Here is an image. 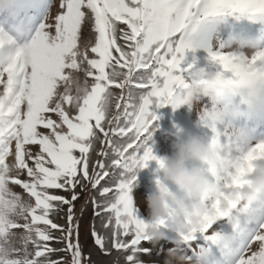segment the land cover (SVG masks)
<instances>
[{
    "label": "snow or ice",
    "instance_id": "obj_1",
    "mask_svg": "<svg viewBox=\"0 0 264 264\" xmlns=\"http://www.w3.org/2000/svg\"><path fill=\"white\" fill-rule=\"evenodd\" d=\"M198 103L216 158L192 166L218 190L191 201L168 186L186 214L166 203L164 218L146 222L133 189L165 160L150 145L157 109ZM259 167L264 0H0V264H102L84 251L89 238L102 256L118 254L113 264L169 250L187 264H264ZM89 191L82 242L75 206ZM150 228L174 232L172 247H145L157 244Z\"/></svg>",
    "mask_w": 264,
    "mask_h": 264
},
{
    "label": "clouds",
    "instance_id": "obj_2",
    "mask_svg": "<svg viewBox=\"0 0 264 264\" xmlns=\"http://www.w3.org/2000/svg\"><path fill=\"white\" fill-rule=\"evenodd\" d=\"M172 155L165 157L160 173L167 182L184 190L186 200L202 201L205 197L217 191V185L209 180L198 166H189L190 162L199 161L200 164L213 165L215 163V150L210 148L203 136L192 135L182 142H174L171 145ZM259 175L252 183L253 192L264 191V167L257 169ZM251 197L245 196V200ZM149 216L152 220L164 218L167 215L166 203L176 207L178 213L183 216L187 209L184 201L169 192L168 184H156V190L148 195L144 201ZM179 223V221H178ZM149 240L154 244L165 238V234L159 229H148ZM229 243H232L229 240ZM164 264H187L185 254L179 251L169 250Z\"/></svg>",
    "mask_w": 264,
    "mask_h": 264
},
{
    "label": "rangeland",
    "instance_id": "obj_3",
    "mask_svg": "<svg viewBox=\"0 0 264 264\" xmlns=\"http://www.w3.org/2000/svg\"><path fill=\"white\" fill-rule=\"evenodd\" d=\"M89 29L85 28L84 35L85 37L88 36ZM118 91V90H117ZM202 105L196 104L194 106V110L190 111L187 106H181L180 108H177L173 110L171 106H166L164 108L157 109V115L162 121H165L166 127L169 132H163L161 131L158 136L153 135V142H150V145L153 148V152L158 157H169L172 155V148L171 145L174 142H180L183 140L188 139L190 136L193 135V130L195 128V125L197 123V115L196 110H198ZM178 119H183V121L186 123L185 126L182 125V123ZM170 126V128H169ZM177 129L180 130L178 135H181L183 132L184 134L179 139L178 137L174 136L177 134ZM97 147H99L97 145ZM93 160H95L96 156L95 153L92 154ZM190 166V163H189ZM157 165L155 161H151L148 165V167L142 169L137 176V185L133 189V197L134 200L137 201L139 204L138 208V215L140 218L144 219L146 222H150L151 217L149 216L148 208L146 203H144L146 197L156 190V179L158 176L162 177L161 173H157L155 171ZM170 190L175 191L176 186L171 184L170 182H167ZM17 191H20L19 188L16 189ZM79 192V189H77ZM97 194L94 191H89L87 193L81 194L80 200L76 202L75 206V215L78 219H81L82 224V242L84 239V234L87 233L90 223L92 220V205L90 203V199L92 196H96ZM98 198V197H97ZM87 202V203H86ZM54 221L60 224H64V220L53 217ZM175 235L172 231H167L166 236L164 239H161L156 245L152 244H145V247H151L154 249L159 248L160 245H164L165 248L172 247L171 245V238ZM167 241V243H165ZM92 245V241L89 238L87 240V244L85 245L84 251L88 252L89 250L92 251V260L94 262L100 261L102 264H113V259L118 254L113 253V256L111 257H104L102 256L99 251L95 248H90ZM56 246V245H54ZM166 258V254L157 257L155 255V252L152 256H143L142 259L146 262V264H150L153 260H158L159 264H164ZM120 264H123V258L121 257Z\"/></svg>",
    "mask_w": 264,
    "mask_h": 264
},
{
    "label": "trees",
    "instance_id": "obj_4",
    "mask_svg": "<svg viewBox=\"0 0 264 264\" xmlns=\"http://www.w3.org/2000/svg\"><path fill=\"white\" fill-rule=\"evenodd\" d=\"M178 120L182 123L183 126L186 125V123L183 121V119H178ZM156 123L159 125V127H158V130L154 133V135L158 136L161 131L169 132L168 129L165 128L166 127L165 121H162V119L159 118ZM169 128H170V126H169ZM174 136H176V137H178L180 139V135L176 134Z\"/></svg>",
    "mask_w": 264,
    "mask_h": 264
},
{
    "label": "bare ground",
    "instance_id": "obj_5",
    "mask_svg": "<svg viewBox=\"0 0 264 264\" xmlns=\"http://www.w3.org/2000/svg\"><path fill=\"white\" fill-rule=\"evenodd\" d=\"M193 135H199V136H203L204 135V130L200 129L197 127V123L195 125V128L193 130ZM193 162H190V166H192Z\"/></svg>",
    "mask_w": 264,
    "mask_h": 264
}]
</instances>
